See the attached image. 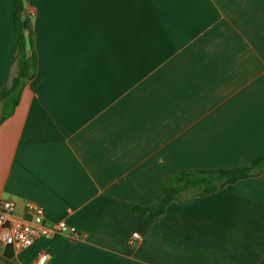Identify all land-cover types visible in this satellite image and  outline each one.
Returning a JSON list of instances; mask_svg holds the SVG:
<instances>
[{"label": "crops", "instance_id": "crops-1", "mask_svg": "<svg viewBox=\"0 0 264 264\" xmlns=\"http://www.w3.org/2000/svg\"><path fill=\"white\" fill-rule=\"evenodd\" d=\"M25 10L37 71L0 121V200L17 217L38 204L81 237L0 242V264L42 254L45 264H264V173L157 217L135 210L181 170L236 168L264 151V0H25ZM18 49L11 0H0V91Z\"/></svg>", "mask_w": 264, "mask_h": 264}, {"label": "trees", "instance_id": "trees-1", "mask_svg": "<svg viewBox=\"0 0 264 264\" xmlns=\"http://www.w3.org/2000/svg\"><path fill=\"white\" fill-rule=\"evenodd\" d=\"M13 25L19 35V49L14 62L18 67L9 85L0 91V121L9 117L19 104L25 83L37 71V53L31 17L25 18V1L11 0ZM30 16V15H29ZM264 173V151L250 164L228 169L181 170L170 176L163 184L157 201L148 206H135L141 214L157 217L173 201H183L188 197L209 195L226 185Z\"/></svg>", "mask_w": 264, "mask_h": 264}, {"label": "built area", "instance_id": "built-area-1", "mask_svg": "<svg viewBox=\"0 0 264 264\" xmlns=\"http://www.w3.org/2000/svg\"><path fill=\"white\" fill-rule=\"evenodd\" d=\"M14 210V202L0 200V242L5 247L22 250L32 246L37 240L50 238L56 233L68 234L74 238L81 237L78 230L65 221L49 224L43 207L38 204L32 202L26 204L27 217L15 216ZM141 239L140 234L135 232L129 244H137ZM49 258V254H42L39 264H45Z\"/></svg>", "mask_w": 264, "mask_h": 264}, {"label": "water", "instance_id": "water-1", "mask_svg": "<svg viewBox=\"0 0 264 264\" xmlns=\"http://www.w3.org/2000/svg\"><path fill=\"white\" fill-rule=\"evenodd\" d=\"M24 16H25V18H28V12H27V10H24Z\"/></svg>", "mask_w": 264, "mask_h": 264}, {"label": "rangeland", "instance_id": "rangeland-1", "mask_svg": "<svg viewBox=\"0 0 264 264\" xmlns=\"http://www.w3.org/2000/svg\"><path fill=\"white\" fill-rule=\"evenodd\" d=\"M25 1V0H24ZM0 106H1V102H0Z\"/></svg>", "mask_w": 264, "mask_h": 264}]
</instances>
